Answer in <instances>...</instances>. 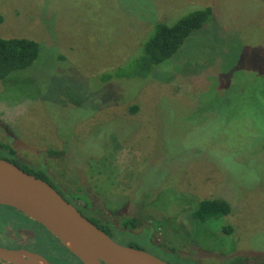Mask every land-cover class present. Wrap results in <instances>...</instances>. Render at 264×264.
Returning <instances> with one entry per match:
<instances>
[{
    "label": "rangeland",
    "instance_id": "374dc122",
    "mask_svg": "<svg viewBox=\"0 0 264 264\" xmlns=\"http://www.w3.org/2000/svg\"><path fill=\"white\" fill-rule=\"evenodd\" d=\"M207 6L211 21L152 76L103 80L141 53L155 23ZM0 16L1 37L34 39L44 51L38 65L0 81L1 142L55 179L78 173L92 205L117 210L119 223L147 217L134 230L144 238L152 236V220H167L159 242L179 254L167 261L264 260V0H0ZM167 110L186 116L192 145L176 169L168 141L180 131L161 117ZM214 136L223 144L213 151L247 150L214 160L203 150ZM60 147L64 158H52ZM146 193L155 197L134 201ZM212 198L227 200L232 213L194 231L190 211ZM5 217L0 210V231L10 234ZM223 225L232 234L222 235Z\"/></svg>",
    "mask_w": 264,
    "mask_h": 264
},
{
    "label": "trees",
    "instance_id": "16d2710c",
    "mask_svg": "<svg viewBox=\"0 0 264 264\" xmlns=\"http://www.w3.org/2000/svg\"><path fill=\"white\" fill-rule=\"evenodd\" d=\"M212 16H213V9L210 6H207L204 8L194 10L184 15L183 17H181L175 23L172 24H169L170 21L155 23L152 32L150 33V35L147 36L148 38L143 43L141 53L129 59L127 62H125L122 66L118 67L117 69L105 73L103 75V80L109 81V80L125 79V78L132 79L137 77L146 78L152 76L151 74H153L155 70L158 71L157 67L171 60L183 48V45L185 41L189 38V36L195 31L202 30L204 26L211 21ZM2 19H3L2 16H0V21H2ZM41 48H42V44L34 39L25 38V37L4 38L0 36V81L5 82L8 80L11 74L35 66L36 64L38 65L40 62L39 60H41L44 55V51L42 52ZM137 109H138L137 106H133L130 108L129 112L134 113L136 112ZM164 109H171V107H166ZM165 116H167L166 117L167 120L172 121L175 126H178L180 131V134L177 137L176 142H173L170 138L169 141L167 140L173 146L172 148L169 145L171 149L168 151L169 154H174V155L177 154V160L179 164L175 166L176 169L180 165V162L184 160L186 156H188V154L190 153L189 150L185 151L187 147L191 145L189 141V133L185 131V126L183 132V124L185 125L186 116L184 114H181L180 116H173V115L171 116L169 110H167L166 114L161 117H165ZM182 133L183 134L187 133V134L183 136ZM239 138L243 140L242 137ZM219 143L223 144L222 139H220L219 141V139L216 136H214L210 139V141L204 143L205 145L203 146L204 148L203 150H205L207 153L209 152L210 156L214 160L215 159L221 160V158L226 160L231 157L233 159L234 157L244 153L247 150V148L233 149L228 146L229 148L228 151H224V150L213 151V147L218 145ZM174 146H176L177 149H175ZM6 149H9V152L4 154L3 150ZM0 150H2L3 152V154L0 153V156L2 158H5L17 165L15 160L10 155L14 153V149L11 147L10 142L0 141ZM65 152L66 151L64 147L63 148L60 147L57 150L50 151L49 155L52 158L54 157L64 158ZM175 163L176 162L173 160V163H170V166L171 167L174 166ZM157 167L153 166L152 168H157ZM23 168L26 169V167ZM26 172L36 176L37 178L48 181L46 175L41 170L26 169ZM133 197L135 198L134 201L136 202H142V201L145 202L151 199L152 197H155V195L152 196L150 195V193L149 194L146 193L144 195L135 194V196ZM151 201H154V199ZM0 210L4 211L6 216L5 217L6 221L9 220L14 221V217H16V215L18 214L19 215L21 214L19 211L15 210L14 208L2 206V205H0ZM231 213H232V206L225 199H220V198L202 199L194 204V207L192 208V210L188 215V221L193 226L192 227L193 230L198 231L201 228H203L201 226L211 223L217 218L226 217ZM146 218L140 216V214H135L130 217L123 218L120 221V225L126 228H135L138 227ZM151 222H153L154 227L158 230H164V231H168V229L170 230L171 225H168L167 220H161V221L152 220ZM99 225L106 231H109L106 226H103L101 224ZM172 225H173L172 227L174 228L173 231H175L176 224L173 223ZM232 232H233V227L231 225H223L221 229L222 235H230L232 234ZM182 235L184 236V234ZM5 241L7 240L0 234V244H4L3 242ZM56 241L59 243L64 253L75 256L71 251L65 248L61 244V242H59L57 239ZM131 245L133 244L131 243ZM159 246H160V250L157 254L158 256H160L159 254H161L162 256L173 255V254L179 256L178 249H176L173 246H170L168 240L164 239L163 242L162 241L159 242ZM171 264H178V263L171 262ZM221 264H264V260L253 259L251 257H247L243 255H236L224 259V262Z\"/></svg>",
    "mask_w": 264,
    "mask_h": 264
},
{
    "label": "water",
    "instance_id": "95a60500",
    "mask_svg": "<svg viewBox=\"0 0 264 264\" xmlns=\"http://www.w3.org/2000/svg\"><path fill=\"white\" fill-rule=\"evenodd\" d=\"M0 205L44 226L83 264H171L144 249L125 246L84 216L47 181L0 157ZM7 264H51L43 255L0 246Z\"/></svg>",
    "mask_w": 264,
    "mask_h": 264
},
{
    "label": "flooded vegetation",
    "instance_id": "af4514ba",
    "mask_svg": "<svg viewBox=\"0 0 264 264\" xmlns=\"http://www.w3.org/2000/svg\"><path fill=\"white\" fill-rule=\"evenodd\" d=\"M11 147L14 149V153L10 155L19 167H21L22 169H24L23 167H26V169L41 170L46 175L48 179L47 182L51 184L55 190H57L67 201L76 206L79 211L95 225L98 226L99 224H101L103 226H106L109 231H106L100 225L99 226L101 228L99 226L98 227L102 231L107 233L116 242L125 246L141 248L155 255L158 254L160 250L158 229L154 227L153 223L151 228L152 236H149L147 238H144V235L142 236L140 234H136L137 232H135L134 230L138 229L139 226L135 228L122 227L118 222L116 216L118 214L117 210L114 212L112 211V209L109 210L106 206L100 209V206L96 207L92 205L93 196L86 193L81 187H78L81 181H83L78 173L76 175L72 174V178H68L69 180L55 179L52 176V173L49 172L48 168L43 167L42 169H37L34 166L38 164L36 161L32 160V158L27 155L26 157L23 156L24 154L19 153L12 145ZM3 152L4 154H6L9 152V149L3 150ZM26 169L24 170L26 171ZM123 218L124 217H122V219ZM8 222L12 225V233L9 234L8 232L0 231V234L7 240L3 242L4 244H0V246L7 248H23L41 254L46 259H48L51 264H83L76 256L64 253L61 246L56 241L57 238L53 234H51L44 226H42L41 224L38 225L39 223H35V221L27 218L22 213L20 215H16V217H14V221L9 220ZM118 239H125L127 243H123ZM131 243L134 246L131 245ZM157 257L164 259V256L161 257L157 255ZM164 260L167 261L166 259ZM167 262L171 263L170 261ZM0 264L7 263L4 261H0Z\"/></svg>",
    "mask_w": 264,
    "mask_h": 264
}]
</instances>
